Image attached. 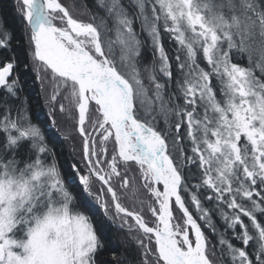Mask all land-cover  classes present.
Segmentation results:
<instances>
[{"label": "snow or ice", "instance_id": "6c2138e0", "mask_svg": "<svg viewBox=\"0 0 264 264\" xmlns=\"http://www.w3.org/2000/svg\"><path fill=\"white\" fill-rule=\"evenodd\" d=\"M96 3L84 19L64 0H14L51 123L73 122L82 155L61 172L19 58L0 59V264H128L99 260L93 201L139 264H264V0ZM12 39L0 24V50Z\"/></svg>", "mask_w": 264, "mask_h": 264}, {"label": "trees", "instance_id": "16d2710c", "mask_svg": "<svg viewBox=\"0 0 264 264\" xmlns=\"http://www.w3.org/2000/svg\"><path fill=\"white\" fill-rule=\"evenodd\" d=\"M74 2L76 5L75 8L72 7L73 0H64V3L70 7L74 15L81 16L84 19V15L87 16L91 13H96L98 10L96 0H74ZM124 2L128 4L129 0H124ZM0 24H3L6 30L11 32L13 36L11 52L0 50V59H3L5 55L9 54H15L19 58V67L16 69V75L20 79L19 95L22 99L26 100L28 114L33 118V122L41 123L45 126V135L48 139L49 147L55 152V159L61 172L72 175L73 170L71 169V165L78 163L81 159V143L77 141V135L72 133V131H68L67 133L66 130H63V126L67 122L66 120L60 125L55 123V127L51 123L50 108L46 105L45 99H43L41 82L32 70L26 38L24 36V24L15 10L14 0H0ZM137 30L139 29L137 28ZM162 42L164 43L166 51L174 58L176 46L167 34H162ZM144 59L147 63L152 61L153 56L150 48L145 51ZM2 96L3 92L1 90L0 97ZM75 192L76 189H74ZM144 198L147 199V196ZM88 199L91 200V197ZM205 206L210 207L212 205H209L205 201ZM91 208L97 221V226L100 229L102 239L105 241V249L100 254L99 260L101 262L110 261L112 253L116 252L117 254H122L127 259L128 264H139V250L135 242L129 239L127 230H121L119 222L112 224L105 219L101 209L94 201L91 203ZM191 210L195 213L194 208ZM176 215L180 214L176 213ZM213 220L217 229L222 230L224 222L218 213L213 217ZM200 223L203 225V221H200ZM204 230L209 239L215 243L217 237L210 229L205 227ZM233 242L237 243L236 241Z\"/></svg>", "mask_w": 264, "mask_h": 264}, {"label": "rangeland", "instance_id": "374dc122", "mask_svg": "<svg viewBox=\"0 0 264 264\" xmlns=\"http://www.w3.org/2000/svg\"><path fill=\"white\" fill-rule=\"evenodd\" d=\"M84 17H85V19H87L88 18V15L87 16L84 15ZM41 88L43 90V99H45L46 105L48 106L47 97L49 95L50 88L48 86H44V87L41 86ZM61 102H63V101H61ZM65 105L67 107V103L66 102H65ZM54 116H55V123H58V125L63 124L62 122H64V120H66L65 117H64V115H62L58 110L54 113ZM51 118H53L52 115H51ZM63 130H66L67 133H68V131H72V133H74V134L77 135V139H78L77 141L81 143V151H82V139L79 136V133L76 131V129H75L74 125H73V122L67 121L64 124V126H63ZM117 222H119V221H117ZM130 223H131V221H130Z\"/></svg>", "mask_w": 264, "mask_h": 264}]
</instances>
